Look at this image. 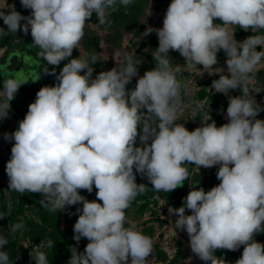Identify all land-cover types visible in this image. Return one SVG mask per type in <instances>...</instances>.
<instances>
[{
	"label": "clouds",
	"instance_id": "obj_1",
	"mask_svg": "<svg viewBox=\"0 0 264 264\" xmlns=\"http://www.w3.org/2000/svg\"><path fill=\"white\" fill-rule=\"evenodd\" d=\"M117 2L20 0L30 15H22L14 4L7 12L0 10L8 32H30L31 47L53 66L44 73L57 81L41 87L18 128L4 134L14 141L5 167L8 190L40 194L41 205L54 212L82 204L73 239L89 242L83 252L69 246L68 264H149L153 240L126 216L146 188L136 182V174L156 191L170 193L184 185L186 165L198 171L218 165V185L208 191L192 185L182 206L168 209L176 217L170 221L172 231H186L191 252L205 264H227L214 252L241 246L235 264H264V243L255 239L264 232V119L257 118L264 107L252 95L264 87L250 86L252 74L264 68V0H171L163 26H149L143 33L158 37L155 67L131 90L126 86L138 76L141 59L116 52V66L93 77L88 57L72 56L93 14L100 24L110 23L107 16ZM119 3L127 7L132 0ZM237 27L257 34L237 41ZM4 29L0 27V35L6 34ZM170 50L184 58L183 66L173 64ZM221 50L226 70L213 67ZM62 61L68 62L57 74ZM96 62L92 56L91 65ZM183 69L219 76L209 89L228 97L227 123L218 127L210 116L192 131L176 123L190 107L177 79ZM25 83L3 81L0 119L8 116L10 101ZM234 90L240 95H229ZM94 187L96 200L80 195ZM22 227L16 224L12 231ZM7 243L0 237V248ZM42 246L30 252L35 264H49ZM52 246L48 241L47 247ZM0 264H11L5 251H0Z\"/></svg>",
	"mask_w": 264,
	"mask_h": 264
},
{
	"label": "rangeland",
	"instance_id": "obj_2",
	"mask_svg": "<svg viewBox=\"0 0 264 264\" xmlns=\"http://www.w3.org/2000/svg\"><path fill=\"white\" fill-rule=\"evenodd\" d=\"M170 3L171 0H149L145 4L143 11L138 14L136 22L133 20V16L131 17L130 14L126 15L124 13L126 16L123 15L122 23L129 26V29L121 33L115 41H111L105 37L103 29L106 26L100 24L96 15L93 14L88 21V26L85 28V36L83 42L81 41V47L73 51V58L79 57L82 54L86 55L90 66L94 68L93 77L101 71H107L116 66L115 61L112 59L113 54L116 52L121 53V55L125 53L130 54L134 60L141 59L142 63L138 65V76L133 77L131 83L126 86L129 90L133 89L138 78L143 76L145 71L152 69L149 61L152 52L151 44L158 39L155 32L147 36H144L143 33L149 26L153 28H161L163 26L164 15ZM5 4L7 5L6 7H4ZM13 4L22 15H30V10L23 8L20 0H0V10L7 12ZM149 10L151 15H148ZM141 19L143 23H140ZM215 22L220 23L219 20ZM21 23L23 24L24 21ZM235 31V39L237 41H243L246 37L257 34L251 31L246 32L238 27ZM88 35H94V37L97 35V43L91 44L88 40ZM23 36L25 34L22 31L11 33L7 42L0 45V61L4 60L6 49L12 44L17 43L18 39L23 38ZM31 44L32 41L30 40L27 44L28 51L25 55V61L21 64L18 69L19 71L15 72L14 70L3 69L4 66L1 65V69L4 72L14 73L17 80L27 81V83L30 81L29 75H33L31 83L40 81L44 79L45 69L48 67L51 70L53 67L46 65V62L37 55L38 49L32 48ZM260 50L262 49L257 48V51ZM92 56H95L97 59V62L93 65H91ZM217 59L218 63L213 67H223L226 70L227 57L223 50L217 54ZM184 63L185 60L182 56L173 62L174 65L181 66ZM61 69V65L57 66L56 73L59 74ZM198 69L199 66H197ZM197 70L183 69L177 74V79L182 83L181 96L183 97L187 94L190 107L183 112L176 123H184L189 131L201 126V121L208 119L210 116L218 127L228 122L226 119L228 97L209 89L212 81L218 79L219 76H209L207 72H204L202 76H197ZM225 74H227L226 71ZM56 82L55 76L50 75L46 86H53ZM250 86L264 87V68L252 74V85ZM0 91H3V88H0ZM36 93L18 90L15 98L10 101L11 107L8 116L0 119V180L4 183L5 202L8 206L7 213L9 215L7 222L1 226L31 251L36 249L38 245H43L39 250L46 254L49 264H68L69 258L66 256L64 250L59 251L57 249V242L58 240L74 236L73 228L79 215L76 210L77 208H82V204L67 206L63 210L54 212L41 205L40 200L42 197L40 194L28 192L21 194L8 190L9 179L5 172V167L6 162L10 159L11 147L14 141L5 140L4 134L13 133L18 128L19 121L25 117L29 104L34 102ZM229 95L237 96L240 95V92L239 90H234ZM252 95L255 96L257 103L261 104V101L264 99V90L260 93L253 92ZM3 99L4 97L0 96V101H3ZM186 167L189 172V178L193 173L216 177L219 166L217 165L212 168L201 167L199 171L195 165H186ZM96 191L95 187L92 193L80 190V195L92 201L96 200ZM189 191V185L186 184L182 190H174L170 193L154 189L152 199L146 206L131 204L126 210L128 219L134 222L144 235L153 240V252L148 257L149 264H205L204 261L195 257L191 252L186 231L177 229V235H175L170 224V221H174L176 217L174 215L170 216L168 209L170 207L179 208L182 206L183 198L187 196ZM144 194L145 192L140 193L136 198ZM186 214L191 213L186 210ZM16 224H22L23 227L12 231V227ZM48 241H52L53 246L51 248L47 247ZM81 241L85 248L89 241L84 238ZM233 252L235 256L236 254L242 255V251L239 249ZM189 257H191L190 261ZM224 260L227 264H235L236 261L229 256H226Z\"/></svg>",
	"mask_w": 264,
	"mask_h": 264
},
{
	"label": "trees",
	"instance_id": "obj_3",
	"mask_svg": "<svg viewBox=\"0 0 264 264\" xmlns=\"http://www.w3.org/2000/svg\"><path fill=\"white\" fill-rule=\"evenodd\" d=\"M146 1V0H145ZM135 1L129 4V5H136L134 4ZM122 5V4H120ZM124 6V5H122ZM143 8H138L135 6V12L136 14H139ZM127 15V14H126ZM124 14V16H126ZM133 20L136 22L137 21V16L133 18ZM133 21V22H134ZM0 27L5 28V35H0V45H3L7 42L9 39L10 35L12 32H8L6 29V25H4L3 21L0 19ZM95 43H97V38L95 37ZM152 49L155 52V48L158 47V42H153L151 44ZM151 67H155V62L152 58V61L150 62ZM49 80H42V81H37V82H32L29 81L28 83H25L20 86L22 89H27L30 92H38L39 89L43 86H46ZM137 146H140L139 141H137ZM136 182L143 183L146 185L145 188V194L139 198H135L131 204H138L139 206H146L150 200L152 199V194L154 192V188H152V185L150 182L147 180L146 177H142L139 173L136 174ZM179 187V190H182L183 187ZM8 206L5 202V193H4V183L0 180V216L3 218L0 219V237H4L7 239L8 243L4 245L2 248H0V251H5L9 255V259L11 264H35V261L32 259L30 256V252H32L29 248H26L15 236L10 234L7 230H5L1 225L5 224L8 220ZM82 241L80 240L78 243L73 239L72 236L69 238H65L62 240H58L57 242V249L64 250L66 256L70 259L71 257V251L69 249V246H76L79 252H83L84 250V244L81 243ZM233 251H228V250H217L214 252V255L217 257H220L222 259H225L227 255H233Z\"/></svg>",
	"mask_w": 264,
	"mask_h": 264
},
{
	"label": "flooded vegetation",
	"instance_id": "obj_4",
	"mask_svg": "<svg viewBox=\"0 0 264 264\" xmlns=\"http://www.w3.org/2000/svg\"><path fill=\"white\" fill-rule=\"evenodd\" d=\"M134 1H135L134 4H136L137 0H133V2ZM129 6L130 5H128V8H130V11H126L125 9L123 11V10H121V9H123V7L122 6L120 7L121 9H119L118 13H119V16L121 17V19H122L124 13L128 12V13L131 14L135 10L134 6H136V5H133V8L129 7ZM120 17H117V18H120ZM30 40L32 41L31 34L29 32V34L23 36V38L18 39L17 43H14L11 46H9L6 49V51L4 52V60L0 61V88H2L3 81L5 79H8V78L16 79V75L14 73H6V72H4V70L1 69V65H4L8 61V59L11 56L12 53H15V52H21L22 53V52L28 51V45L27 44L30 42ZM88 40H89V42L91 44L95 43V37L94 36L88 35ZM156 41H158V39H156ZM151 50H152V52H151V56L149 58L150 62L152 61V58H153L152 57V53H154V50L153 49H151ZM169 55L171 56V57H169L171 61L176 60V59L181 57V55L178 52L172 51V50H170ZM67 62L68 61H62L60 65L63 67L64 64L67 63ZM44 79L49 80L50 79V75L45 74ZM44 79H42V80H44ZM29 80L30 81L33 80V75H29ZM42 80H40V81H42ZM35 82H37V81H35ZM19 91H25V92H29L30 93V91H28L27 89H22V88H19ZM260 105L262 107H264V99L261 101ZM257 118L258 119H264V111L260 112L258 114ZM185 181H186V183H185ZM185 181H184V185L185 184L189 185L190 190H191L192 185H193L197 189L200 188V187H203L205 191L210 190L213 186H216V185H218L220 183V181L217 180V178L214 177V176H210V175L203 176V175H199V174H196V173H193L192 175H190V177L187 180H185ZM178 188L175 189V190H179ZM255 239L258 242H260V243H264V232L257 234ZM239 250L243 252V248H240ZM227 256L233 258L234 260H237V259H239L241 257V254H239V255L236 254V256L234 254L233 255H227Z\"/></svg>",
	"mask_w": 264,
	"mask_h": 264
},
{
	"label": "crops",
	"instance_id": "obj_5",
	"mask_svg": "<svg viewBox=\"0 0 264 264\" xmlns=\"http://www.w3.org/2000/svg\"><path fill=\"white\" fill-rule=\"evenodd\" d=\"M149 0H137L136 2V7L138 8H143L144 9V6L145 4L148 2ZM122 5H120L119 3V0L117 2V4L115 5V10H109V13H108V16H107V20L110 22V23H107V24H104V26H106L103 30L105 31V37H107L108 39H110L111 41H115V39L117 37L120 36L121 33L125 32V30H128L129 29V26L125 25V23H122L123 22V18L121 19V17L119 16V9H121ZM123 10L124 9L126 11H130V8L125 7V6H122ZM129 7H132L133 8V5H130ZM135 7V6H134ZM143 9L141 10V12L143 11ZM127 15H129L130 13L126 12ZM130 16L133 18H135V16L138 17V14H136L135 10L133 11V13L130 14ZM117 17H120V18H117ZM124 17V16H123ZM143 20L141 19L140 20V23H143L142 22ZM94 36V35H93ZM95 37H97V35H95ZM98 39V37H97ZM83 42V40H82ZM181 58V57H180ZM178 58V59H180ZM176 59V60H178ZM176 60H173L176 61Z\"/></svg>",
	"mask_w": 264,
	"mask_h": 264
},
{
	"label": "water",
	"instance_id": "obj_6",
	"mask_svg": "<svg viewBox=\"0 0 264 264\" xmlns=\"http://www.w3.org/2000/svg\"><path fill=\"white\" fill-rule=\"evenodd\" d=\"M27 54V51L25 52H15L12 54V56L9 57L8 61L3 65V69H9L14 70L15 72L19 71L21 64L25 61V55ZM27 62V59H26Z\"/></svg>",
	"mask_w": 264,
	"mask_h": 264
}]
</instances>
